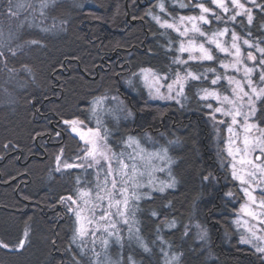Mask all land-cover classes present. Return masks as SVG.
<instances>
[{"label": "trees", "instance_id": "obj_1", "mask_svg": "<svg viewBox=\"0 0 264 264\" xmlns=\"http://www.w3.org/2000/svg\"><path fill=\"white\" fill-rule=\"evenodd\" d=\"M75 1L58 0L56 8L46 9V20L62 19L66 23L63 36H42L33 31L27 36L41 43L26 46L29 50L25 47L23 51L27 54L8 59L7 67L21 73L17 74L19 80L10 77V98L5 101L0 96V238L14 241L27 229L29 241L19 253L0 251V264H61L62 260L68 264L71 253L66 255L65 249L69 246L72 222L59 199L69 194L77 173L71 177L56 173L51 156L58 146H65L66 155L71 156L76 141L67 135L63 141L61 138L63 143L53 147L59 128L56 124L62 115L88 117L84 101L91 99L90 94L99 95L109 88L127 104L125 112L121 109V117L117 116L120 110L112 105L110 112L101 114L105 125L115 133L111 140L115 150H121L120 141L128 136L139 139L151 151L154 146L169 148L177 184L165 193L164 202L171 201L173 208L163 211L168 213V220L175 217L177 223L173 229L164 227L162 234L171 242L173 252L183 253L181 264H262L264 260L253 250L239 244L236 233L225 244L224 234L233 232L231 220L238 207L225 192H234L239 201L241 196L231 177L227 175L225 179L218 173L209 127L202 119L205 110H201L193 95L195 89L181 107L174 102L149 101L140 85L132 88L135 92L130 95L119 92L120 76L118 80L106 78L113 74L110 70L119 72L115 65L108 66L113 54L130 72L140 67L167 70L169 57L161 47L165 38L154 23L140 19L148 0ZM4 2L0 0V7ZM176 11L197 14L190 9ZM2 66L0 60V73ZM6 78L0 76V83ZM127 111L131 112L130 117L125 114ZM91 126L95 127V120ZM136 126L140 130L134 134ZM5 144L10 147L5 149ZM210 174L214 179H203ZM87 179L91 180L90 175ZM160 203L157 199L155 205ZM139 218L142 235L150 243L155 225L143 216ZM194 221L206 227L211 244L198 239ZM155 251V256L148 257L126 240L123 258L127 261L131 254L137 264H160L159 249ZM109 254L114 260L119 259V246L114 244Z\"/></svg>", "mask_w": 264, "mask_h": 264}, {"label": "snow or ice", "instance_id": "obj_2", "mask_svg": "<svg viewBox=\"0 0 264 264\" xmlns=\"http://www.w3.org/2000/svg\"><path fill=\"white\" fill-rule=\"evenodd\" d=\"M54 3L41 0L42 19ZM16 7L14 15L25 5L18 3ZM177 9L198 10V14L184 15ZM140 19L160 30L159 35L166 40L161 47L169 63L167 70L140 67L125 83L131 86L132 78H138L148 88L150 99L174 101L181 107L195 89L193 95L201 110H206L218 139L221 132H227L221 156L226 153L228 163L222 160V167L230 170L244 201L234 220L240 231L239 243L264 258V0H148ZM40 30L51 31L47 26ZM40 43L32 39L26 45H8L6 51L0 50L3 68L11 71L7 68L10 56L16 57L23 47ZM110 71L113 74L106 78L118 80L120 74ZM110 91L90 94L91 99L84 101L89 114L85 119L75 113L61 116L63 131L76 141L71 156L66 155L65 146L55 155V171L69 177L77 173L69 194L59 199L72 222L65 249L66 255L71 253L68 264H137L131 254L127 261L123 258L126 240L148 257L155 256L158 248L160 264H181L183 253L173 252L171 242L162 234L164 227L173 229L177 223L175 217L168 220V213L163 211L173 208L171 201L164 202L165 193L177 184L169 148L154 146L149 151L139 139L128 136L121 139V150L116 151L111 142L115 133L105 125L101 114L110 112L112 104L123 109V101L118 95L110 96ZM56 136L62 138V133ZM3 147L8 149L10 145ZM157 173L166 174L167 179L161 180ZM89 175L92 180L87 179ZM203 179L214 178L210 174ZM234 195L232 191L225 193L227 197ZM157 199L159 205H155ZM140 216L155 225L150 243L142 235ZM198 239H207L206 230L198 233ZM28 241L27 229L14 241L0 238V251L19 253ZM114 244L121 250L115 260L109 254Z\"/></svg>", "mask_w": 264, "mask_h": 264}, {"label": "rangeland", "instance_id": "obj_3", "mask_svg": "<svg viewBox=\"0 0 264 264\" xmlns=\"http://www.w3.org/2000/svg\"><path fill=\"white\" fill-rule=\"evenodd\" d=\"M5 2H4V5H1V7H0V13H1V15H0V49L3 47V49L5 50V48H7L8 45H11V47L16 48L17 45H22V43L25 44L26 41H29V40L33 39V38L31 39V38H29V36H27V35H31L30 33H32L33 31L37 32L39 35L43 34L42 36L48 35V34H50V35L52 34V35H55V36H63L65 34V32H66L65 31L66 30L65 29L66 28V23L64 21H62V19H59V20H56L55 22H53V21L46 20L45 18H43V19L41 18L40 9H39V5L41 3V0H37V1L36 0H5ZM71 2L74 3V1H71ZM18 3L19 4H24L25 7L19 10L18 15H14V13L17 12L16 5ZM141 4L140 5L143 7V2H141ZM28 5H32V7H28ZM58 5H59L58 0H55L54 5L50 6L48 8V10L50 11L51 8L54 9ZM11 12L13 13V15L10 14ZM197 14H198V10H197ZM31 25H35V26L32 27ZM43 26H47L49 29H51V31L42 32L40 29ZM172 34H173V37H175V33H172ZM35 46H37V45H35ZM25 47H23V50L25 49ZM29 47H32V46H29ZM29 47H26V49L28 48V50H29ZM23 50H22V52L19 51L18 54H27V52H24ZM2 68H3V66H2ZM7 68L9 69V67H7ZM10 70L11 71L8 70V72L7 71L5 72V70L2 69L1 73H0V76L2 78H3V76H4V78L9 76L5 80L3 79L2 83H0V86H1L0 87L1 88L0 89V96H2V98H4L5 101H7L8 98H10V94H9L8 86H7L9 81L12 79L10 77H15L17 80H19L17 74L21 73V71H15L13 69H10ZM124 72L125 73L123 75H120V82L119 83H120V87L121 88H119V92L123 91L125 94H127V95L129 94L130 95V93H134L135 92L134 90H132V88L134 89L136 86L139 87V85H140L142 88L145 89V91H146V93L148 94V97H149L148 88L138 78H135V77L132 78L133 79V84L131 86L128 85L127 83H125V81L129 78L130 73L132 71L130 72V70H124ZM5 74H6V76H5ZM10 75H12V76H10ZM109 95L111 96V95H116V94L115 93H111V91H110ZM2 98H0V99H2ZM121 101H123V100H121ZM149 101L154 102V103L155 102H157V103L160 102V103H165V104L174 102V101H164V100L150 99V98H149ZM185 102H186V100L184 101V103ZM213 103H215V102L213 101ZM112 106L116 107V109L120 110V112H121V106L116 105V104H112ZM126 106H127V104H123L124 109H122V110H124V112L127 110V109L125 110ZM120 112L117 114V116L120 115V117H121L122 116V112L121 113ZM128 113H125V114H127V117H130V115H128ZM203 113L206 114V110ZM202 119H203V122L209 127V132H210V135H211L212 148H213V152H214V158H215V161H216V164H217L218 173L222 174L225 179H226L227 175H229L231 177L230 170L222 167V160H223L224 164L228 163V159L226 158V153L223 154V157L221 156V153H223V150H224L223 141L227 137V132L226 131L221 132L220 138L218 139L217 132L214 130V128L212 126V122L208 118V116L205 115L204 118H202ZM138 130H140V127L136 126V128L133 129L134 132L136 131L134 134H136ZM150 140H151V138H148V141H150ZM60 141H61V138H59V139L57 138L54 142H52L53 147L54 146L57 147V145L60 143ZM61 143H63V142L61 141ZM58 149H59V146L56 148V150L53 152V154L51 156L52 161L53 160L55 161V155L59 152ZM146 149H148V148H146ZM149 151H151V150H149ZM55 168L56 167H55V164H54V166H53V170L54 171H55ZM55 172L58 173L57 171H55ZM156 175L161 180H166L167 179L166 174L157 173ZM90 177H91V180H92L93 177L91 175H90ZM233 182L237 185V183L235 181H233ZM237 187H238V185H237ZM222 188H223V185H222ZM223 190H225V189L223 188ZM227 192H229V191H227ZM227 192H225V193H227ZM240 196H242V193H240ZM227 198L230 199L232 204H237L238 207H237L236 212L239 210L240 205L244 202L242 199H241V201H239L236 196L227 197ZM62 208H64V207H62ZM236 212L234 214V219L231 220V226H232V231L233 232L231 233L229 231V233H225L224 234V240H225V244L226 245L228 244L229 240L232 239V236L235 233H236V235L238 237V242H239V239H240V231L237 230V226L234 224V220L236 219ZM192 225H193V227L196 226L195 227L196 228L195 232L197 234L202 229L206 230V232H207L206 227H204V226H202L200 224H197L196 221H194ZM125 232H126V229H125ZM227 237H228V239H227ZM204 242L206 244H209V243L211 244V240L209 242L208 234H207V239ZM240 245L249 248L248 245H243V244H240ZM262 259L264 260V258H262Z\"/></svg>", "mask_w": 264, "mask_h": 264}, {"label": "flooded vegetation", "instance_id": "obj_4", "mask_svg": "<svg viewBox=\"0 0 264 264\" xmlns=\"http://www.w3.org/2000/svg\"><path fill=\"white\" fill-rule=\"evenodd\" d=\"M109 63H110V64H108L109 68H111V65H115L117 67V69L120 67V70L118 72L119 74H124L125 73L124 70H122L123 67L125 66V64L123 62H120V59L117 58V55L116 54H113L112 55L111 59H109ZM56 125L59 126V128L56 129V131L58 130V132H61L62 133V141H63L64 138H65V136L69 135V133L63 131V126L61 125V122L60 121L57 122Z\"/></svg>", "mask_w": 264, "mask_h": 264}, {"label": "bare ground", "instance_id": "obj_5", "mask_svg": "<svg viewBox=\"0 0 264 264\" xmlns=\"http://www.w3.org/2000/svg\"><path fill=\"white\" fill-rule=\"evenodd\" d=\"M124 69H125V66L123 67V69H122V70H124ZM119 70H120V67L118 68V71H119ZM122 70H121V71H122ZM120 75H123V74H120ZM138 84H139V83H138Z\"/></svg>", "mask_w": 264, "mask_h": 264}]
</instances>
